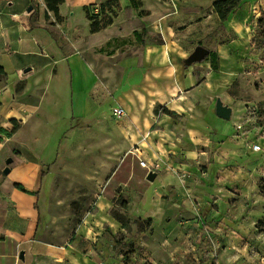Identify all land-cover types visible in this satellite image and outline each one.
<instances>
[{
    "label": "rangeland",
    "instance_id": "1",
    "mask_svg": "<svg viewBox=\"0 0 264 264\" xmlns=\"http://www.w3.org/2000/svg\"><path fill=\"white\" fill-rule=\"evenodd\" d=\"M117 1L113 27L73 49L90 70L89 91L74 97L81 115L74 113L71 91L65 102L44 92L24 95L22 80L0 73V88L13 83L20 113L14 119L0 114V130L10 132L12 120L18 126L9 139L0 131V220L7 216L20 228L7 203L20 184L37 192L35 241L68 249L77 264H264V0H243L225 23L212 9L215 0H142L128 14L129 1ZM99 5L90 4L89 12L97 14ZM133 31L143 34L144 45ZM166 44L187 59L197 46L217 54L218 70L209 56L183 64L208 83L199 92L209 97L210 112L218 102L231 110L229 120L216 119L224 129L206 136L211 145L199 148L196 169L169 177L143 153L144 139L151 143L162 133L185 145L177 131L194 112L193 106L146 110L164 85L147 78L158 62L150 51ZM119 108L121 117L114 113ZM135 143L141 155H133ZM140 160L159 165L152 181ZM6 167L10 173L3 175Z\"/></svg>",
    "mask_w": 264,
    "mask_h": 264
},
{
    "label": "crops",
    "instance_id": "2",
    "mask_svg": "<svg viewBox=\"0 0 264 264\" xmlns=\"http://www.w3.org/2000/svg\"><path fill=\"white\" fill-rule=\"evenodd\" d=\"M101 1L104 0H65L58 7L59 21H57L53 13L47 11L44 0H7L5 5L0 6L1 76L4 79L22 80L24 95L31 96L40 92V96H43L44 92L51 95L53 100L65 102L68 95L67 90H69L72 106L75 108L74 113L81 115L83 113L82 102L81 105H76L74 97L79 100L83 89L89 91L90 70L81 57L73 52V49L80 39L95 40L97 36L113 27H108L96 34L90 33L89 22L83 7L96 2L101 4L103 3ZM32 14L34 17L31 20ZM172 46L166 44L162 48L150 51L151 59L158 62L152 64L157 68L153 69L147 78L151 77L155 80L161 78L164 85L158 88V90H163V96L150 99L146 110L149 113L156 105L171 110L175 109L173 107L188 109L193 106L194 114L189 116L186 124L180 131H177V135L185 137V145H181L176 136L175 140L166 141L162 133H159L156 139H152L151 143L147 137L144 139V144L148 149L143 153L154 157L160 165L166 167L165 170L168 172L163 173L165 177L173 176L177 171L196 169L200 154H202L199 153V148L206 149L211 145L206 136L217 132V129H224V126L216 120L218 118L215 113L208 109L209 97L199 92L203 87L204 90L207 89L208 83L199 82L193 73L194 67L190 64H183L187 58L182 54L181 49L178 46ZM28 68L30 71L25 73L24 70ZM67 76L68 81L66 82ZM51 80L55 81L54 84ZM12 84L0 88V114H7L9 119H14L13 116L20 117V113L16 110L19 103H16L13 98L14 94H12ZM192 97L199 98L193 103ZM29 106L31 105H23L25 109L32 108ZM9 107H13V110ZM146 120L150 123L149 117ZM169 133L175 134L171 131ZM221 134L217 135L224 136L222 132ZM134 147L133 155L137 153L141 155L142 149L139 144L135 143ZM0 151H2L1 148ZM15 179L17 178L14 177L13 180ZM167 189L171 191L169 187L164 188V190ZM31 190L30 186L29 191ZM36 197L22 194L14 188L7 198V203L12 204L17 210V219L21 226L19 228L15 222L6 221L7 216L1 218L0 264H33L35 261L62 264L66 260L70 264H77L70 259L72 255L69 254L68 249L35 241L39 214L35 209ZM203 197L207 198L205 194ZM234 222L236 220L230 219L229 224L233 226ZM221 227L224 228L222 225ZM21 252H23L22 259L19 258Z\"/></svg>",
    "mask_w": 264,
    "mask_h": 264
},
{
    "label": "trees",
    "instance_id": "3",
    "mask_svg": "<svg viewBox=\"0 0 264 264\" xmlns=\"http://www.w3.org/2000/svg\"><path fill=\"white\" fill-rule=\"evenodd\" d=\"M65 0H44L46 9L48 12L53 13L55 16L56 20L59 21V16H58V7L64 3ZM129 5L126 6L123 9V12L125 13H130L133 10H138L141 5L142 0H128ZM243 0H215L212 3V9L217 16V19L221 23H225L228 21L229 17L233 15L239 8L241 2ZM89 6L83 7L85 16L87 21L89 22V28H90V33L91 34H96L100 31L105 30L106 28L110 27L113 23V19L116 16L115 10L118 9V1L117 0H107L103 3H101L98 6V13L95 15H92L89 12ZM34 17V14L31 15L30 19L32 20ZM143 34H139L137 31H133V37L135 41L139 45H144V40H143ZM209 58L211 59V67L212 70H218V63H217V54L215 52L209 53ZM165 114H168V110H163ZM12 125L14 126L13 129L10 132H5L3 130H0L1 133L5 135L6 138H10L17 129V122L15 120L11 121ZM13 188L17 189L18 191L32 195V196H37V192H29L26 191L22 188L20 184H14ZM35 209L38 213V208L35 206ZM39 222V215L37 219V224Z\"/></svg>",
    "mask_w": 264,
    "mask_h": 264
},
{
    "label": "water",
    "instance_id": "4",
    "mask_svg": "<svg viewBox=\"0 0 264 264\" xmlns=\"http://www.w3.org/2000/svg\"><path fill=\"white\" fill-rule=\"evenodd\" d=\"M30 10V9H29ZM209 50L201 47V46H197L193 53L189 56V58L187 59L188 63H198L203 61L207 56H209ZM30 71V68L24 70V72H28ZM214 113L215 116L221 120H229L231 117V110L230 108H227L226 106H223L221 103H216L215 108H214ZM12 159L8 158L5 161L6 165L11 164ZM10 173V169L8 167L4 168L2 170V174L3 175H8ZM155 178V174L154 173H149L147 176V179L152 181ZM19 258L22 259L23 258V252L20 253Z\"/></svg>",
    "mask_w": 264,
    "mask_h": 264
},
{
    "label": "built area",
    "instance_id": "5",
    "mask_svg": "<svg viewBox=\"0 0 264 264\" xmlns=\"http://www.w3.org/2000/svg\"><path fill=\"white\" fill-rule=\"evenodd\" d=\"M114 113L117 117H121L124 112L122 109H115L114 110ZM252 151L253 152H259L260 151V147L259 146H256V145H253L252 146ZM139 165L140 167L144 168V169H147L149 171V173H153V172H158L160 170V167L158 164H150V163H147L145 160H140L139 161Z\"/></svg>",
    "mask_w": 264,
    "mask_h": 264
}]
</instances>
